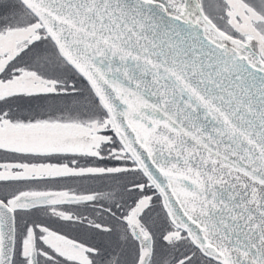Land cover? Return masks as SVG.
<instances>
[{
  "label": "snow or ice",
  "instance_id": "6c2138e0",
  "mask_svg": "<svg viewBox=\"0 0 264 264\" xmlns=\"http://www.w3.org/2000/svg\"><path fill=\"white\" fill-rule=\"evenodd\" d=\"M0 264H264V0H0Z\"/></svg>",
  "mask_w": 264,
  "mask_h": 264
}]
</instances>
